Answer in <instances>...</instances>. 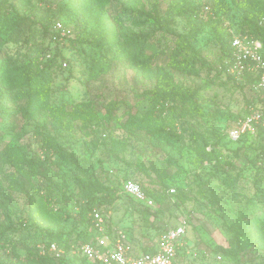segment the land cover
Masks as SVG:
<instances>
[{"label":"rangeland","instance_id":"obj_1","mask_svg":"<svg viewBox=\"0 0 264 264\" xmlns=\"http://www.w3.org/2000/svg\"><path fill=\"white\" fill-rule=\"evenodd\" d=\"M199 1L215 2L0 0L9 18L0 25V153L15 147L36 158L40 169L25 174L0 155V223L9 228L22 219L32 229L0 241V264H31L30 251L45 230L70 241L93 232L84 211L86 187L105 196L130 179L163 193L168 186L186 188L187 176L182 210L169 206L154 218L171 226L182 212L190 215L187 249L177 264H264V246L246 229L264 239V133L240 142L229 137L248 114L252 92L221 71L223 28L192 26L182 14L184 3ZM226 2L229 19L241 21L242 3ZM154 4L156 17L143 13ZM60 5L69 10L57 17ZM20 17L27 23L12 31ZM135 42L151 47L145 54L131 51ZM56 55L58 66L44 68ZM13 66L23 68L24 79L33 67V85L49 89L47 108L29 111L25 85L20 96L7 89L1 73ZM162 75L194 93L195 106L175 101L174 127L151 133L139 122ZM112 210L108 226L131 232L132 252L157 238L141 203L121 193Z\"/></svg>","mask_w":264,"mask_h":264},{"label":"trees","instance_id":"obj_2","mask_svg":"<svg viewBox=\"0 0 264 264\" xmlns=\"http://www.w3.org/2000/svg\"><path fill=\"white\" fill-rule=\"evenodd\" d=\"M232 1H240L243 5L244 14L242 16V20L238 22H234L232 19H229V17L226 14V0H215L214 3L210 1L206 2H195L191 4H183L182 14L185 16L187 22L191 24L192 26H198L199 24L210 22L216 26L223 28V35L225 37V43H226V52L224 56L223 65L221 68V71L223 75L231 78L233 81L237 82L243 87L248 88L252 92V98L248 101V113L249 108L253 104H261L262 99L259 96H256L255 91V83L257 81V76H254L252 74H246L244 81H239L235 79V77L231 75H227L225 72L226 69V61L228 58L232 55V48H231V33H230V27H233L236 32L242 33V34H249L253 36L254 38H257L261 41L263 45L262 53L264 56V0H232ZM208 4L211 6L215 16L209 17L207 19L200 18V12L203 9L204 5ZM69 10L68 5H60L58 12L56 13L57 17H62L64 15H67ZM143 13H146L148 16L156 17L158 13V6L157 4H154V7L150 11H143ZM28 20L27 17H20L19 19L14 20V23H11L12 31L16 29L22 28V26L27 23ZM9 21L7 9L0 5V25L3 23H6ZM58 21H61L60 19H55L53 23H57ZM88 43L93 44L95 46L100 45L99 39H88ZM150 45L145 42H135L132 45H130L131 51H140L141 53L145 54L149 49ZM59 55V53L57 54ZM53 56L51 59H49L45 63L46 69H52L56 66H58V56ZM33 61V59H31ZM150 63V62H148ZM31 72H29L28 76L24 79L23 78V68L21 66H13L8 68L7 70L2 71V75L4 78V85L9 89L13 95H22L23 87L24 85L27 87V94H28V109L30 112H35L38 108H47V104L50 100V94L49 89L44 86H40L39 84L33 85V80L35 76V72L33 70V67L31 66L29 69ZM23 92V93H22ZM149 98H150V106L145 112V114L142 116L141 121L139 122V125L146 130L147 132L151 133H159L164 130L167 131V128L172 129L174 127V118H173V106L175 101H184L190 103L192 106H195L194 102V93H192L188 88H185L184 86L176 87L173 82L168 78L167 75H162L157 79V82L153 88H151L148 92ZM24 96V95H23ZM111 104L110 110L114 113L115 109L118 107L117 104ZM10 117V116H9ZM259 133H264V128L259 126L257 136ZM223 134H221L222 136ZM253 137L250 134L244 135L242 138H240L238 141L240 142L245 140L246 138ZM255 138V137H254ZM54 147L59 148L58 144L53 142ZM236 154H238V151H235ZM4 157V160L6 163H10L18 169L27 174H39V162L34 157H28L26 155H20L15 147H5L2 152L0 153ZM25 166L28 170H25ZM217 167H220L219 165ZM123 181V180H122ZM122 181L119 187H109L106 189V195L105 196H97L93 194L91 189L88 187L84 188L85 193V199H86V206L84 208V211L87 213L86 221H88L89 225L91 224L93 232H87V234H80L81 236L73 238L72 241L69 239L62 238L58 234H50L46 235L47 230H45L44 236H40V238L35 242L33 245L29 256L31 255L30 259L28 260L31 264H65V263H77L80 261H86L89 260L86 257H77V256H66L62 258H55L54 256H51L50 254L46 255H39L38 250L36 247V244L40 241L43 242H57L60 245L70 246L71 244H83L87 242H95L96 237L98 236L99 232L98 229L95 227L94 222V215L93 212L95 209L99 210L101 214L104 216V219L107 223L110 222V217H112L113 214V208L116 207L120 203V194L121 188H122ZM144 189V191L147 193L148 196L152 197L156 203L160 204L162 208L157 209H151L144 204H142L144 213L146 214L147 218L149 219V226L154 230L155 235L157 238L159 237L160 233L163 232L167 225L163 223H158V221H154V218H157L159 215L162 217V213L167 210L169 206L174 207L177 210H182L181 208V194H186L189 186H190V180L187 176L186 181V188L176 187V192L174 194L169 193L170 186L167 187V189L163 193H157V192H150L146 188L145 185H143L141 182H139ZM124 194V193H123ZM126 196H129L127 194H124ZM130 198V196H129ZM132 198V197H131ZM134 199V198H132ZM135 200V199H134ZM136 201V200H135ZM140 203V202H139ZM166 207V208H165ZM164 210V211H163ZM53 213V212H51ZM157 214V216H156ZM180 216H186L189 220L190 224V215H187L185 213H181ZM150 219L152 221H150ZM241 221H245L241 220ZM247 221V220H246ZM244 223V222H243ZM122 228L128 235L130 242L132 241L131 232L129 230H126L123 226H119ZM246 229L250 231V233L253 235V237H256L261 241L262 246H264V239L262 238L260 240V234L255 230L252 229L250 225H246ZM31 225L26 223L24 220H19L18 224L17 222L13 221L9 228L7 226H4L2 223H0V241H9L12 239L10 236L13 232H19V233H29L31 232ZM153 242L151 244L143 245L141 243L140 245H143V248L140 249V252H153L156 250V241L157 238L154 240V235H152ZM187 247H183L180 250H178L177 259L182 254L185 253ZM28 257V256H27ZM176 259V261H177ZM175 261V264L177 262ZM96 264H100L99 262L95 261Z\"/></svg>","mask_w":264,"mask_h":264},{"label":"built area","instance_id":"obj_3","mask_svg":"<svg viewBox=\"0 0 264 264\" xmlns=\"http://www.w3.org/2000/svg\"><path fill=\"white\" fill-rule=\"evenodd\" d=\"M215 14L210 5L205 4L200 12V18L207 19ZM55 26L63 29V24L58 21ZM232 55L226 61L225 72L239 81H244L246 74L257 76L255 83L256 96L262 99L261 104H253L249 113L243 120L237 121L229 130V137L238 141L246 134L256 135L259 126L264 128V56L261 41L249 34H242L230 27ZM121 192L134 198L137 202L151 209L162 206L147 195L141 184L135 180H123ZM176 188H170L169 193L174 194ZM95 227L98 236L95 242L71 244L69 248L57 242H43L36 244L38 254H50L55 258L66 256L86 257L100 264H175L178 250L187 247V233L189 220L186 216L179 218L175 225L167 226L160 233L156 241V250L153 252H140L134 254L131 250L127 233L119 226L109 228L104 216L97 209L93 212Z\"/></svg>","mask_w":264,"mask_h":264},{"label":"crops","instance_id":"obj_4","mask_svg":"<svg viewBox=\"0 0 264 264\" xmlns=\"http://www.w3.org/2000/svg\"><path fill=\"white\" fill-rule=\"evenodd\" d=\"M134 252H135L136 255L139 254V252H136V251H134ZM134 252H133V253H134ZM92 261H94V260H92ZM94 262H95V261H94Z\"/></svg>","mask_w":264,"mask_h":264}]
</instances>
